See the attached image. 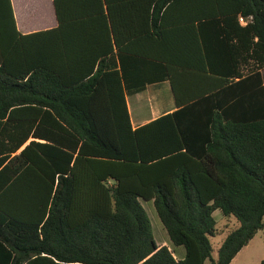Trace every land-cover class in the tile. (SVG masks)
Wrapping results in <instances>:
<instances>
[{
  "label": "trees",
  "instance_id": "trees-1",
  "mask_svg": "<svg viewBox=\"0 0 264 264\" xmlns=\"http://www.w3.org/2000/svg\"><path fill=\"white\" fill-rule=\"evenodd\" d=\"M172 1L143 0L155 13ZM251 2L238 72L198 74L204 59L190 44L174 61L184 73L163 75L177 110L132 130L120 85L64 79L52 55L22 61L17 37L47 33L20 36L0 0V264H230L264 227V17L262 0ZM213 45L212 75L222 71ZM30 136L44 142L24 146ZM140 200L183 259L156 244ZM215 211L235 226L214 257Z\"/></svg>",
  "mask_w": 264,
  "mask_h": 264
},
{
  "label": "crops",
  "instance_id": "crops-1",
  "mask_svg": "<svg viewBox=\"0 0 264 264\" xmlns=\"http://www.w3.org/2000/svg\"><path fill=\"white\" fill-rule=\"evenodd\" d=\"M9 3L20 36L47 33L27 39L17 37L22 61L31 56L38 59L39 54L52 55L54 68L64 79L80 81L87 74L97 73L93 87L102 85L108 92L113 85L119 90L120 85L131 128L136 130L177 110L171 81L163 75L178 77L184 73L175 67L174 61L182 59L190 44H195L192 50L204 59L201 64L204 71L198 74L212 76V82H219L238 72L237 36L242 40L243 35L237 32V27H244L251 19L249 16L246 23L239 21L243 18L241 10L249 9L252 2L175 0L157 13L153 5L143 0H9ZM261 12L264 17V0ZM211 42L215 66L222 70L220 74L212 75L207 69L205 55ZM59 59V67H55ZM239 70L245 72L246 67ZM261 73L264 77V70ZM123 75L128 77V85ZM191 85L199 88L203 82ZM129 87L134 93L127 94ZM33 140L44 142L30 136L24 146ZM184 255L176 259L181 260Z\"/></svg>",
  "mask_w": 264,
  "mask_h": 264
},
{
  "label": "rangeland",
  "instance_id": "rangeland-1",
  "mask_svg": "<svg viewBox=\"0 0 264 264\" xmlns=\"http://www.w3.org/2000/svg\"><path fill=\"white\" fill-rule=\"evenodd\" d=\"M142 207L146 211L148 218L151 223L152 233L154 240L157 245H162L168 248L173 252L175 258H180L184 255L185 251L182 246L175 247L173 246L168 237L167 233L164 230L160 220L156 214L155 208L152 202H142ZM213 218L218 222V228L220 230V234L211 238V244L213 247V256H216V251L223 241L226 232L233 228L234 221L225 222L222 220L221 213L219 211H215L213 213ZM263 225H264V216H263ZM235 259L231 264H260L261 260H264V227L259 230L256 235L237 253ZM204 264H209L206 260Z\"/></svg>",
  "mask_w": 264,
  "mask_h": 264
},
{
  "label": "built area",
  "instance_id": "built-area-1",
  "mask_svg": "<svg viewBox=\"0 0 264 264\" xmlns=\"http://www.w3.org/2000/svg\"><path fill=\"white\" fill-rule=\"evenodd\" d=\"M239 21L246 23V20L244 18H239Z\"/></svg>",
  "mask_w": 264,
  "mask_h": 264
}]
</instances>
